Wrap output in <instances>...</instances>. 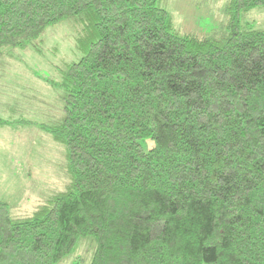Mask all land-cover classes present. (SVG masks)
Masks as SVG:
<instances>
[{
	"label": "trees",
	"instance_id": "16d2710c",
	"mask_svg": "<svg viewBox=\"0 0 264 264\" xmlns=\"http://www.w3.org/2000/svg\"><path fill=\"white\" fill-rule=\"evenodd\" d=\"M264 0H230L224 33L178 32L159 0H0V52H41L78 18L59 69L70 182L30 216L0 201V264H264ZM1 123L6 121L0 118Z\"/></svg>",
	"mask_w": 264,
	"mask_h": 264
},
{
	"label": "rangeland",
	"instance_id": "374dc122",
	"mask_svg": "<svg viewBox=\"0 0 264 264\" xmlns=\"http://www.w3.org/2000/svg\"><path fill=\"white\" fill-rule=\"evenodd\" d=\"M229 2L230 0H159V5L170 13L178 32L210 36L226 31ZM243 21L255 28H264V7L252 9L244 15ZM81 29L82 25L77 17L69 18L49 25L43 31L41 41H38L41 52L34 47L21 49L5 46L0 56L3 60H7L10 55L11 60L27 61L32 68L38 67L42 76L58 79L59 69H66L68 64L78 62L83 57V53L76 48V39ZM20 52L24 54L21 55ZM7 83L9 89H16L14 83ZM59 90L55 91L56 95L61 92ZM32 94L26 90V97L30 100L17 104L30 108L28 111L22 107L17 111L20 115L19 125H31L32 129L12 132V144H17L15 152L11 148L7 149L5 161H0V201L8 204L13 218L30 216L55 194L64 191L70 182L65 145L55 142L54 137L42 127L62 121L64 106L61 95L59 93L55 97L50 92L44 94V97H53L47 113L51 116H41L43 106L31 100ZM57 118H60L59 122H56ZM47 120L55 123L48 125L44 123ZM35 123H39L37 126L47 132L43 134L45 136H41L42 133H38L40 131L33 130L36 128L32 127ZM5 141L6 138L3 143ZM10 163L12 164L9 165ZM94 251L93 239L81 238L72 254L57 264H91Z\"/></svg>",
	"mask_w": 264,
	"mask_h": 264
},
{
	"label": "crops",
	"instance_id": "0c3cea01",
	"mask_svg": "<svg viewBox=\"0 0 264 264\" xmlns=\"http://www.w3.org/2000/svg\"><path fill=\"white\" fill-rule=\"evenodd\" d=\"M1 54L2 53L0 52V55ZM20 54L23 55L24 53L20 52ZM10 57L11 56L8 55L7 60H3V57L0 56V118L6 121V123L0 122V161L2 162L5 161V153L7 149L11 148V150H14L15 152V149L17 147V144H12L11 133L17 132L16 130L25 131L27 129H32L31 125H26V126L19 125L21 123L18 120V117H20V115L18 114L17 111L21 110L22 107L24 108L26 107L25 105L18 106L17 104L18 103L24 104L23 101L30 100L29 97H26V90L27 92L33 93L32 94L33 97L31 98V100L33 99L36 102V104H40L43 106L41 110V116H43L44 114L51 116L50 114L47 113H48V109L51 108L50 105L53 97L52 98L44 97V94L50 92L53 95H55V97L56 96L58 97L59 93L61 94V92H59L58 95H56L55 91H58L59 89L50 84L49 80H52V78H46L42 76L38 67L32 68L31 64H28L27 61L11 60ZM60 79L61 77L59 76L58 79H54V80H60ZM7 82H12V84L14 83L16 89L15 90L9 89L8 88L9 86L6 85L8 84ZM31 106L32 104L30 105V107ZM29 109L27 110L29 111ZM37 117L40 116L38 115ZM29 120L31 121L32 119ZM59 121L60 118H57L56 122ZM44 123H47L49 125L55 122H51L47 120V122ZM37 124L39 123H35V126L32 125V127H36L33 128V130L35 129L37 131H40L38 133H42L41 136L44 133H47L45 130L41 129V127L37 126ZM41 124H43V122ZM4 138H6V141L3 143ZM11 164L12 163H10L9 165Z\"/></svg>",
	"mask_w": 264,
	"mask_h": 264
}]
</instances>
